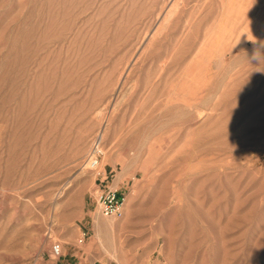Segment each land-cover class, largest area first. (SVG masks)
Wrapping results in <instances>:
<instances>
[{"label": "rangeland", "instance_id": "1", "mask_svg": "<svg viewBox=\"0 0 264 264\" xmlns=\"http://www.w3.org/2000/svg\"><path fill=\"white\" fill-rule=\"evenodd\" d=\"M122 263L264 264V0H0V264Z\"/></svg>", "mask_w": 264, "mask_h": 264}, {"label": "built area", "instance_id": "2", "mask_svg": "<svg viewBox=\"0 0 264 264\" xmlns=\"http://www.w3.org/2000/svg\"><path fill=\"white\" fill-rule=\"evenodd\" d=\"M104 155L103 139L95 137L88 155L87 166L91 171H97ZM126 195L120 186L102 188L97 195L96 206L99 213L106 218H122L125 212ZM51 253L54 258L63 256L62 244L53 243Z\"/></svg>", "mask_w": 264, "mask_h": 264}, {"label": "bare ground", "instance_id": "3", "mask_svg": "<svg viewBox=\"0 0 264 264\" xmlns=\"http://www.w3.org/2000/svg\"><path fill=\"white\" fill-rule=\"evenodd\" d=\"M100 136H101L102 139L104 140V134L101 133ZM104 154H105V151H104ZM108 224H109V222H108ZM98 225H99V224H98ZM98 234L101 235V231H100L99 229H98ZM100 235H99V236H100ZM100 237H101V236H100ZM122 264H123V263H122Z\"/></svg>", "mask_w": 264, "mask_h": 264}]
</instances>
